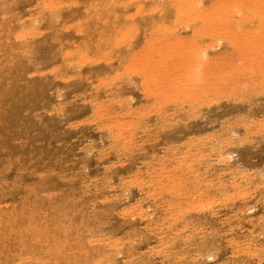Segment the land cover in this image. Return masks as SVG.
I'll return each mask as SVG.
<instances>
[{
    "label": "rangeland",
    "instance_id": "obj_1",
    "mask_svg": "<svg viewBox=\"0 0 264 264\" xmlns=\"http://www.w3.org/2000/svg\"><path fill=\"white\" fill-rule=\"evenodd\" d=\"M49 1L50 5H47ZM58 1L0 0V18L3 19H0V23L2 22L0 24V264H264V33H262L264 22L260 24L250 20L249 11L243 10L244 12L238 14L239 17L235 14L231 19L230 17L227 19L226 16L224 19L232 22L226 20L227 24L221 25L217 22L219 16L214 14L219 7L215 9L213 4L212 7L209 5L214 0H200L203 5L199 6H203L204 9L211 7L209 10H214L212 16L215 15L213 18L216 19L215 26H213L214 22L213 25H205L204 22L203 26H207L205 29H199V25L202 26L203 23L199 19L197 22L193 19L195 23L193 21L185 23L186 21L180 19L181 10L178 0H152L156 1L155 3L149 2L150 0L146 2L138 0V3L122 0L123 5H120L119 0ZM160 1L163 2L161 7ZM124 2L127 3L124 5ZM191 2L199 4V0H187V3ZM149 3L155 5L151 4V6ZM228 4L229 2L226 3L227 6L225 4L223 6L227 8ZM142 13L148 14L146 16ZM159 13H163L161 15L168 18L162 17ZM129 16L130 18H127ZM240 16L246 17L240 18ZM35 17L39 18L37 23ZM138 17L142 18L139 20ZM115 18L117 20H114ZM233 19L237 22L236 25ZM124 22L129 24L123 25ZM158 22L162 23L158 24ZM31 23L35 24L34 28L30 26ZM146 24L147 26L144 27ZM234 26H238L239 29ZM152 27L153 30L156 27L157 32L151 30ZM129 30L131 32H128ZM221 30L228 33H222ZM23 31L25 37L22 35ZM127 33L129 37L127 35L123 39L125 37L123 34ZM158 33L159 37L156 36ZM162 33L163 35H160ZM242 33H245L244 36L240 35ZM114 35L116 37H113ZM236 35L239 37L237 38ZM16 36H19V39H16ZM161 36H165V40L169 42L164 43ZM253 36L260 37L256 39ZM240 37H244L242 39L244 42L240 41ZM119 38L123 39L120 45L125 50L124 48L120 50L122 48L119 44L118 47L115 46ZM246 39H251V42ZM100 41L101 43H97ZM144 45L147 49L151 46L150 50L145 49L146 47L143 50L141 46ZM156 47L160 50L157 51ZM166 48H169L168 51ZM110 49L112 53L109 52ZM197 50L201 51L202 55H199ZM103 52L107 56L104 54V57ZM85 53H87L85 57L99 56L100 59L89 58L91 62H86L85 57V60H82ZM150 53L154 57L150 56ZM196 53L199 55L198 58ZM82 54L84 55L80 58ZM65 56L66 58L69 56L67 59L69 62H66ZM201 56L204 59L202 58L203 60L198 64L197 59H201ZM130 57L132 62L135 60L133 64ZM76 59L79 62H75ZM123 59L125 60L122 64ZM153 59L162 63L167 60V65L161 62L152 63ZM213 60L214 65L217 63L215 66L209 63ZM63 61L66 62L65 65ZM84 61L87 66L84 65ZM92 61L100 63L94 62L91 65ZM117 62H121V65ZM67 63H70L69 66L66 65ZM193 64L194 66H191ZM109 65H112V68ZM178 65L179 70H182L180 72L176 71ZM197 65H200V70ZM210 65L214 68L209 67ZM222 65H226L224 70H221V67H224ZM253 65L256 67L254 68ZM124 66L126 69H123ZM147 71H153L150 74L155 73L153 76H156L157 81ZM192 73L199 78L195 75L193 77ZM164 75L166 77H163ZM187 76L189 78H186ZM190 77H192L191 81H189ZM152 79L155 82H159L160 79V82L157 84ZM185 81L192 82L191 86ZM169 82H172L173 86ZM201 82L204 89L199 84ZM224 83L228 86L226 87ZM170 86L173 87L172 90L179 88L172 92L169 90ZM221 86L223 88H220ZM165 88L169 92L164 93ZM174 93L179 97H175ZM204 95L208 98L206 99ZM182 98L184 102H181ZM100 103H103L104 107ZM93 116L98 118L94 119ZM188 164L190 165L187 166ZM164 181L167 183L165 184ZM186 217L188 220H185Z\"/></svg>",
    "mask_w": 264,
    "mask_h": 264
},
{
    "label": "bare ground",
    "instance_id": "obj_2",
    "mask_svg": "<svg viewBox=\"0 0 264 264\" xmlns=\"http://www.w3.org/2000/svg\"><path fill=\"white\" fill-rule=\"evenodd\" d=\"M2 1H3V0H2ZM6 1H7V0H6ZM42 1H43V0H42ZM56 1H58V0H56ZM64 1H65V0H64ZM76 1H77V0H76ZM124 1H125V0H124ZM136 1H137V3H138V0H132V2H136ZM143 1H144V0H142V2H143ZM151 1H152V0H150L149 2H151ZM156 1H157V0H156ZM156 1H155V2H156ZM171 1H174V0H171ZM175 1H176V0H175ZM178 1H179V3H180V10H181V13L179 12V13L181 14V18H180V19H183V21H186L185 23H187V22H192L193 19H194V20L196 19V22H197V20L199 19V21H202V22H203V23H202V26L199 25V29H200V28H202V29H203V28H204V29L207 28V26H206V27L203 26V25H204V22H205V25H206V24L211 25V24L214 22V25H213V24H212V25L215 26L216 19L214 20L215 17L213 18V16H215L216 14H217V16H219V17H218L219 21H217V22H220L219 24L223 25V23L225 24L227 21L232 22V20H227V19H229V17H230V19H231V16H232V15H235V14H236V16H237L238 14L240 15V12H242L243 10H247V11H249L248 14L250 15V16H249V17H250V20H253V21H255V22H260V24H261V22H264V0H251V1H250V0H223V1H222V0H214L213 3H210L209 5L211 6V5L213 4V6H215V9H217V7H219V8L215 11V13L213 12L214 10H213V11H211L212 9L209 10L212 6H211L210 8H209V6H208L209 9H204V8H202L203 6L200 7V6H199L200 4L203 5V4L201 3L202 0H201V1L199 0V4H198V3H195V2H191L192 4H191V3L189 4V3H187V0H178ZM193 1H194V0H193ZM58 2H59V1H58ZM62 2H63V1H62ZM65 2H66V1H65ZM67 2H68V0H67ZM69 2H70V1H69ZM71 2H72V1H71ZM119 2H120V5H121V4L123 5L122 0H119ZM127 2L129 3V1H127ZM127 2H126V3H127ZM132 2H130V3H132ZM140 2H141V1H140ZM145 2H146V0H145ZM152 2H154V1H152ZM155 2H154V3H155ZM222 2H226V3L229 2V4H228V7H229V8H228V7L226 8V6H227L226 3H223V4H222ZM8 3H9V2H8ZM16 3H17V2H16ZM44 3H45V2H44ZM44 3H43V4H44ZM55 3H56V2H55ZM72 3H73V2H72ZM72 3H71V4H72ZM112 3H113V2H112ZM126 3L124 2V5H125ZM159 3H160L159 5H160V7H161V5H162L163 2L161 3V1H160ZM204 3H205V2H204ZM46 4H47V5H48V4L50 5V1H49V3H46ZM52 4H53V3H52ZM59 4L61 5V1H60ZM62 4H64V3H62ZM68 4H69V3H68ZM84 4H85V3H84ZM116 4H117V3H116ZM151 4H152V3H151ZM151 4L149 3V5H151ZM173 4H174V3H173ZM224 4H225L226 6H223ZM47 5H46V6H47ZM53 5H54V4H53ZM65 5H66V6H69V5H67L66 3H65ZM136 5H137V4H136ZM152 5H155V4H152ZM152 5H151V6H152ZM171 5H172V4H171ZM171 5H170V6H171ZM174 5H175V4H174ZM174 5H172V6H174ZM81 6L83 7V5H81ZM116 6H117V5H116ZM118 6H119V5H118ZM144 6H146V5H144ZM151 6H150V7H151ZM176 6L178 7L179 4H177ZM6 7H7V6H6ZM8 7H9V6H8ZM14 7H15V6H14ZM16 7H17V6H16ZM39 7H40V6H39ZM42 7H43V6H42ZM146 7H147V6H146ZM146 7H145V8H146ZM150 7H149V8H150ZM166 7H167V6H166ZM166 7H164V9H165ZM177 7H176V8H177ZM204 7H205V6H204ZM206 7H207V6H206ZM223 7H225V8L223 9ZM37 8H38V7H37ZM45 8H46V7H45ZM47 8L49 9V7H47ZM50 8H52V7H50ZM78 8H79V7H78ZM80 8H81V7H80ZM134 8H135V7H134ZM152 8H153V7H152ZM154 8H155V7H154ZM167 8H168V7H167ZM75 9H77V6H76ZM92 9H93V8H92ZM103 9L105 10V8H103ZM140 9H141V8H140ZM140 9H138V10H140ZM155 9H157V8H155ZM155 9H154V10H155ZM158 9H160V8H158ZM164 9H163V10H164ZM16 10H17V9H16ZM34 10H35V9H34ZM45 10H46V9H45ZM49 10H50V9H49ZM51 10H52V9H51ZM57 10H58V9H57ZM65 10H66V9H65ZM133 10H134V9H133ZM136 10H137V9H136ZM149 10H150V9H149ZM19 11H20V10H19ZM28 11H29V10H28ZM30 11H31V10H30ZM32 11H33V10H32ZM52 11H53V10H52ZM52 11H51V12H52ZM58 11H59V10H58ZM70 11H71V10H70ZM78 11H79V10H78ZM129 11H130V10H129ZM131 11H132V10H131ZM155 11H156V10H155ZM157 11H158V10H157ZM164 11H165V10H164ZM166 11H167V10H166ZM170 11H171V10H170ZM170 11H168V12L170 13ZM176 11H177V10H176ZM262 11H263V12H262ZM21 12H22V10H21ZM45 12H47V11H45ZM51 12H50V13H51ZM65 12H66V11H65ZM72 12H73V11H72ZM72 12H71V13H72ZM132 12H133V11H132ZM151 12H152V10H151ZM168 12H167V15H168ZM233 12H234V14H232ZM243 12H244V11H243ZM15 13H16V12H15ZM19 13H20V12H19ZM22 13H24V12H22ZM22 13H21V15H22ZM32 13H33V12H32ZM74 13H75V12H74ZM76 13H77V10H76ZM81 13H82V12H81ZM83 13H84V12H83ZM118 13H119V12H118ZM140 13H141V12H140ZM148 13H149V12H148ZM148 13H142V15L146 14V16H147ZM152 13H153V12H152ZM163 13H164V12H163ZM163 13H159V14L161 15V14H163ZM213 13H214L215 15L212 16ZM11 14H12V13H11ZM33 14H34V13H33ZM63 14H65V13H62V15H63ZM78 14H79V13H78ZM113 14H114V13H113ZM115 14H116V13H115ZM138 14H139V13H138ZM154 14H155V13H154ZM229 14H231V15L229 16ZM21 15H20V17H21ZM24 15H25V13H24ZM38 15H39V14H38ZM38 15H37V16H38ZM47 15H49V14H47ZM96 15H97V14H96ZM116 15H118V14H116ZM139 15H141V14H139ZM155 15H157V14H155ZM169 15H170V14H169ZM239 15H238V17H239ZM241 15H242V13H241ZM243 15H245V14H243ZM246 15H247V14H246ZM32 16H33V15H32ZM32 16H31V17H32ZM34 16H35V15H34ZM37 16H36V17H37ZM130 16H131V15H130ZM130 16L127 17V18H130ZM134 16H135V15H134ZM137 16H138V15H137ZM149 16H150V15H148V17H149ZM161 16H162V17H165V16H163V15H161ZM178 16H179V14H178ZM226 16H227V17H226ZM5 17H7V16H5ZM31 17H29V18L31 19ZM36 17H35V23L38 22L37 20H39L40 16H39V18H37V19H36ZM65 17H66V16H65ZM72 17H74V16H72ZM72 17H71V18H72ZM113 17H114V16H113ZM113 17H112V18H113ZM123 17H124V16H123ZM151 17H152V14H151ZM151 17H149V19H150ZM153 17H154V16H153ZM225 17H226L227 19H224ZM243 17H244V16H243ZM243 17L240 16V18H243ZM245 17H246V16H245ZM245 17H244V18H245ZM2 18H3V17H2ZM8 18H9V17H8ZM41 18H42V17H41ZM47 18H48V17H47ZM63 18H64V17H63ZM69 18H70V17H69ZM131 18H132V16H131ZM138 18H139V17H138ZM141 18H142V17H141ZM141 18H139V20H140ZM165 18H168V17H165ZM232 18H233V17H232ZM0 19H1V18H0ZM25 19H26V18H25ZM30 19H29V20H30ZM44 19H45V18H44ZM49 19H50V18H49ZM78 19H79V18H78ZM121 19H123V18H121ZM133 19H134V18H133ZM156 19H157V18H156ZM248 19H249V18H248ZM248 19H247V20H248ZM1 20H3V19H1ZM6 20H7V19H6ZM54 20H55V19H54ZM114 20H117V19L115 18ZM135 20H136V18H135ZM135 20H134V21H135ZM152 20H153V19H152ZM154 20H155V19H154ZM158 20H159V18H158ZM213 20H214V21H213ZM226 20H227V21H226ZM245 20H246V19H245ZM49 21H50V20H49ZM55 21H56V20H55ZM55 21H53V22L55 23ZM66 21H67V19H66ZM83 21H84V20H83ZM121 21H122V20H121ZM123 21H124V20H123ZM127 21H128V19H127ZM143 21H144V20L142 19V22H143ZM150 21H151V20H150ZM150 21H148V22H150ZM159 21H160V20H159ZM180 21H181V20H180ZM233 21H235V20L233 19ZM253 21H252V22H253ZM5 22H6V21H5ZM7 22H8V20H7ZM12 22H13V21H11V24L13 25ZM20 22H21V20H20ZM32 22H33V21H32ZM51 22H52V20H51ZM130 22H131V21H130ZM135 22H138V21H135ZM148 22H146V23H148ZM151 22H154V21H151ZM151 22H150V23H151ZM156 22H157V21H156ZM162 22H163V20H162ZM162 22H158V24H159V23H162ZM193 22H194V21H193ZM206 22H207V23H206ZM230 22H229V23H230ZM246 22H247V21H246ZM1 23H2V22H1ZM1 23H0V24H1ZM3 23H4V22H3ZM17 23H18V22H17ZM17 23H16V24H17ZM26 23H28V22H26ZM26 23H25V25H26ZM59 23H60V22H59ZM79 23H80V20H79ZM79 23H78V24H79ZM185 23L183 22V24H185ZM194 23H195V22H194ZM194 23H193V24H194ZM234 23H235V25H236L237 22L235 21ZM244 23H245V22H244ZM7 24H8V23H7ZM41 24H42V23H41ZM60 24H61V23H60ZM126 24H129V23H126ZM126 24H125V22H124L123 25H126ZM142 24H143V23H142ZM142 24H141V25H142ZM188 24L191 25V23H188ZM197 24H198V23H197ZM226 24H227V23H226ZM250 24H251V23H250ZM252 24H255V23H252ZM257 24H259V23H257ZM8 25H10V24H8ZM8 25H7V26L5 25V26L8 27ZM25 25H24V26H25ZM27 25L29 26V24H27ZM34 25H35V24H34ZM34 25H33L32 23L30 24L31 27H33ZM55 25H56V24H55ZM64 25H65V24H64ZM73 25H74V24H73ZM131 25H132V24H131ZM195 25H196V24H195ZM221 25H220V28L222 27V29H223V26H221ZM262 25H264V24L262 23ZM10 26H11V25H10ZM10 26H9V27H10ZM17 26H18V24H17ZM58 26H60V25H58ZM58 26H57V27H58ZM71 26H72V25H71ZM118 26H119V25H118ZM145 26H147V24L144 25V27H145ZM175 26H176V25H175ZM200 26H201V27H200ZM217 26H218V23H217ZM226 26H227V28L229 27L228 25H226ZM226 26H224V27L226 28ZM232 26H233V24H232ZM239 26H240V25H239ZM46 27H47V26H46ZM67 27H70V26H67ZM79 27H80V26H79ZM79 27H78V29H79ZM129 27H130V26H129ZM140 27H141V26H140ZM148 27H150V26H148ZM208 27H209V26H208ZM210 27H211V26H210ZM234 27H237V28H238V26H234ZM234 27H233V28H234ZM252 27H253V26H252ZM263 27H264V26H263ZM263 27H262V28H263ZM21 28H22V27H21ZM33 28H34V27H33ZM134 28H135V27H134ZM142 28H143V26H142ZM159 28H160V27H159ZM227 28H226V30H227ZM260 28H261V27H260ZM4 29H5V28H4ZM7 29H8V28H7ZM16 29H17V28H16ZM28 29H29V28H28ZM47 29H48V28H47ZM78 29H77V30H78ZM115 29H116V28H115ZM115 29H114V30H115ZM153 29H154V28L152 27L151 30H153ZM170 29H171V28H170ZM176 29H177V27H176ZM199 29H198V30H199ZM202 29H201V30H202ZM218 29H219V27H218ZM238 29H239V28H238ZM246 29H247V28H246ZM263 29H264V28H263ZM10 30L14 31L15 29H10ZM19 30H20V28H19ZM29 30L32 31L31 28H30ZM29 30H27V31H29ZM36 30H38V29L36 28ZM36 30H35V32H37ZM59 30H60V29H59ZM62 30H63V29H62ZM65 30H66V29H65ZM125 30H126V29H125ZM125 30H124V31H125ZM130 30H131V29H130ZM130 30H129L128 32H131V31L134 30V29H132L131 31H130ZM140 30H141V29H140ZM157 30H158V29H157ZM161 30H162V29H161ZM174 30H175V29L173 28L172 31H174ZM187 30H188V29H187ZM194 30H195V29H194ZM206 30H207V29H206ZM229 30H231L230 27H229ZM229 30H228V31H229ZM242 30H243V29H242ZM256 30H257V29H256ZM24 31H25V30H24ZM24 31H23V34H22V35H24V33H25ZM27 31H26V33H27ZM153 31L157 32V31H156V27H155V30H153ZM199 31H200V30H199ZM199 31H198V32H199ZM203 31H205V30H203ZM208 31H209V30H208ZM215 31H216V30H215ZM221 31H223V30H221ZM247 31H248V30H247ZM39 32L41 33V31H39ZM50 32H51V31H50ZM134 32H135V31H134ZM141 32H142V31H141ZM160 32H163V31H160ZM200 32H202V31H200ZM200 32H199V33H200ZM212 32H213V31H212ZM212 32H210V33L212 34ZM216 32H217V31H216ZM219 32H220V29H219ZM219 32H218V33H219ZM224 32H225V30H224L222 33H224ZM229 32H232V31H229ZM238 32H239V31H238ZM79 33H80V30H79ZM112 33H113V32H112ZM116 33H118V31H117ZM119 33H120V32H119ZM132 33H133V32H132ZM132 33H131V34H132ZM163 33H164V32H163ZM163 33L160 34V35H163ZM218 33H217V34H218ZM225 33H228V32H225ZM239 33H240V32H239ZM239 33H237V34H239ZM249 33L251 34V32H249ZM253 33H254V32H252V34H253ZM255 33H256V32H255ZM257 33H258V32H257ZM262 33H264V31H263ZM33 34H34V33H33ZM37 34H38V32H37ZM63 34H64V33H63ZM65 34H66V33H65ZM80 34H81V33H80ZM131 34H130V35H131ZM193 34H194V33H193ZM196 34H197V33H196ZM202 34H204V32H202ZM213 34H215V33H213ZM219 34H220V33H219ZM229 34H231V33H229ZM229 34H228V35H229ZM233 34H234V31H233ZM244 34H245V33H244ZM244 34L242 33V34H240V35H241V36H242V35L244 36ZM259 34H260V33H259ZM25 35H26V34H25ZM25 35H24V37H25ZM34 35H35V34H34ZM34 35H33V37H34ZM39 35H40V34H39ZM117 35H118V34H117ZM124 35H125L124 38H123L122 35H121V37H122L123 39H125L127 35H128V37H129V34H128V33H127V34H123V36H124ZM134 35H135V34H134ZM154 35H155V34H154ZM176 35H177V34H176ZM178 35H179V34H178ZM223 35H224V34H223ZM228 35H227V36H228ZM231 35H232V34H231ZM257 35H258V34H257ZM28 36H29V34H28ZM28 36H27V38H29ZM30 36H31V34H30ZM71 36H72V34H71ZM104 36H105V35H104ZM104 36H103V37H104ZM106 36H107V35H106ZM108 36H109V35H108ZM145 36H146V35H145ZM152 36H153V35H152ZM156 36L159 37V33H158V35H156ZM224 36H225V38H226V35H224ZM229 36H230V35H229ZM232 36H233V35H232ZM246 36H248V35H246ZM16 37H17V36H16ZM18 37H19V36H18ZM18 37H17L16 39H19ZM24 37H23V38H24ZM64 37H65V36H64ZM64 37H63V38H64ZM73 37H74V36H73ZM80 37H82V36H80ZM110 37H111V36H110ZM110 37H109V39H110ZM113 37H116V36L114 35ZM121 37H120V38H121ZM134 37H135V36H134ZM134 37H133V38H134ZM161 37L164 39V43L169 42V41H166V40H165V38H164L165 36H161ZM193 37H194V36H193ZM199 37H200V36H199ZM199 37H197V38H199ZM202 37H203V36H202ZM233 37H235V35H234ZM236 37H237V35H236ZM238 37H239V36H238ZM238 37H237V38H238ZM248 37H249V36H248ZM253 37L257 39V38L260 37V36H258V37L253 36ZM253 37H252V39H254ZM263 37H264V36H263ZM31 38H32V37H31ZM68 38H69V37H68ZM68 38H67V39H68ZM87 38H88V37H87ZM89 38H90V37H89ZM120 38H119V39H120ZM20 39H22V38H21V35H20ZM42 39H43V37H42ZM74 39H76V37H74ZM98 39H99V38H98ZM114 39H116V38H114ZM114 39H113V40H114ZM119 39H118V40H119ZM123 39H122V40H123ZM129 39H130V38H129ZM150 39H151V37H150ZM190 39H192V38H190ZM193 39H194V38H193ZM195 39H196V38H195ZM240 39H241L240 41H242V39H244V37H240ZM256 39H255V40H256ZM260 39H261V38H260ZM40 40H41V39H40ZM89 40H90V39H89ZM96 40H97V39H96ZM122 40L120 39L119 41H117V43H116L115 46L118 47L117 44H119V46H121V48H122V45H120V44H121L120 41H122ZM246 40H247V39H246ZM246 40H245V41H246ZM248 40H249V42H251V41H250L251 39H248ZM248 40H247V41H248ZM262 40H263V39H262ZM22 41H23V40H22ZM22 41H21V42H22ZM66 41H67V40H66ZM86 41H87V40H86ZM102 41H103V40H102ZM126 41H127V40H126ZM211 41H212V40H211ZM225 41H226V40H225ZM235 41H236V40H235V38H234V42H235ZM257 41H258V40H257ZM257 41H256V42H257ZM38 42H39V41H38ZM40 42H41V41H40ZM40 42H39V43H40ZM93 42H94V41H93ZM122 42H123V41H122ZM127 42H128V41H127ZM127 42H125V43H127ZM149 42H150V41H149ZM152 42H153V41H152ZM162 42H163V40H161V43H162ZM237 42H238V41H237ZM242 42H244V40H243ZM254 42H255V41H254ZM254 42H252V43H254ZM259 42H260V41H259ZM262 42H263V41H262ZM42 43H43V42H42ZM72 43H73V42H72ZM97 43H101V41H100V42H97ZM106 43H108V42L106 41ZM125 43H122V44H125ZM203 43H204V42H203ZM245 43H246V42H245ZM245 43H244V44H245ZM247 43H248V42H247ZM252 43H251V44H252ZM103 44H105V42H104ZM128 44H129V43H128ZM141 44H142V43H141ZM151 44H152V43H151ZM198 44H199V43H198ZM200 44H201V43H200ZM211 44H212V43H211ZM224 44H225V43H224ZM241 44H242V43H241ZM251 44H249V45H251ZM33 45H34V44H33ZM68 45H69V44H68ZM84 45H85V44H84ZM125 45H126V44H125ZM196 45H197V44H196ZM216 45H217V44H216ZM227 45H228V44H227ZM40 46H41V45H40ZM45 46H46V45H45ZM45 46H44V47H45ZM91 46H92V45H91ZM98 46L100 47V45H98ZM98 46H97V47H98ZM106 46H107V45H106ZM153 46H154V45H153ZM162 46H163V45H162ZM166 46H167V45H166ZM168 46H170V45L168 44ZM174 46H175V45H174ZM247 46H248V45H247ZM252 46H254V45H252ZM262 46H263V43H262ZM84 47H85V46H84ZM88 47H89V46H88ZM110 47H111V46H110ZM130 47H131V46H130ZM141 47H143V50H144V47H146L145 49H147V46H146V45L141 46ZM150 47H151V46H148V49H149ZM198 47H200V46H198ZM22 48H23V47H22ZM86 48H87V47H86ZM123 48H124V47H123ZM123 48L120 49V50H123ZM126 48H127V47H126ZM164 48H165V47H164ZM164 48H163V49H164ZM195 48L197 49V47H195ZM215 48H216V47H215ZM20 49H21V48H20ZM75 49H76V48H75ZM77 49H78V48H77ZM83 49H84V48H83ZM96 49H97V48H95V50H96ZM116 49H117V48H116ZM128 49H129V48H128ZM148 49H147V50H148ZM155 49H157V51L160 50V49H158L157 47H156ZM167 49H169V48H166V50H167ZM172 49H173V48H172ZM196 49H195L194 51H196ZM225 49H226V48H225ZM225 49H224V50H225ZM231 49H232V48H231ZM263 49H264V48H263ZM81 50H82V49H81ZM89 50H90V49H89ZM100 50H102V48H101ZM100 50H99V52H100ZM118 50H119V48H118ZM120 50H119V52H120ZM124 50H125V48H124ZM137 50H139V49H137ZM149 50H150V49H149ZM198 50H200V48H198ZM198 50H197V51H198ZM203 50H204V49H203ZM210 50H211V48H210ZM212 50H213V49H212ZM233 50H234V49H233ZM69 51H70V50H69ZM108 51H109V50H107V52H108ZM167 51H168V50H167ZM181 51H183V50H181ZM205 51H206V50H205ZM73 52H74V50H73ZM73 52H72V53H73ZM75 52H76V51H75ZM78 52H79V51H78ZM78 52H76V53H78ZM92 52H93V50H92ZM109 52L112 53L111 49H110ZM114 52H115V51H114ZM114 52H113V53H114ZM145 52H146V50H145ZM149 52H150V51H149ZM164 52H165V49H164ZM192 52H193V49H192ZM199 52H201V51H198V54H199V55H202V52H201V53H199ZM219 52H220V51H219ZM229 52H230V51H229ZM64 53H66V52L64 51ZM67 53H68V52H67ZM156 53H157V52H156ZM156 53H154V54H156ZM175 53H176V52H175ZM180 53H182V52H180ZM230 53H231V52H230ZM238 53H239V52H238ZM69 54H71V53H69ZM69 54H67V55H69ZM73 54H74V53H73ZM104 54L106 55V53L103 52V56L105 57ZM119 54H120V56H121V53H119ZM122 54H125V53L122 52ZM138 54H139V53H138ZM141 54H144V53L141 52ZM176 54H177V53H176ZM194 54H195V53H194ZM198 54L196 53V55H198ZM203 54H204V53H203ZM223 54H224V53H223ZM67 55H66V56H67ZM83 55H84V54L80 55V58H82ZM86 55H87V53H85V55L83 56L82 60H85L84 57H85ZM88 55H89V54H88ZM94 55H95V54H94ZM101 55H102V54H101ZM117 55H118V54H117ZM125 55H126V54H125ZM162 55H163V54H162ZM181 55H183V54H181ZM199 55L197 56V58L199 57ZM204 55H205V54H204ZM218 55H219V54H218ZM221 55H222V54H221ZM66 56H65L64 59H66V62H67V61L69 62V60H67V59H68V57H69L70 55H69L67 58H66ZM71 56H72V55H71ZM71 56H70V57H71ZM106 56H107V55H106ZM122 56H123V55H122ZM126 56H127V55H126ZM138 56H139V55H138ZM146 56H147V55H146ZM150 56H152L151 53H150ZM173 56H174V55H173ZM183 56H184V55H183ZM229 56H230V55H229ZM237 56H238V55H237ZM244 56H246V55H244ZM22 57H23V56H22ZM62 57H64V56H62ZM75 57H76V56H75ZM96 57H97V58H92V57H91V58H92V59H91L90 56H89V58H90L91 60H93V59H98V60H99V59H100L99 56H96ZM123 57H124V56H123ZM123 57H122V58H123ZM152 57H154V55H153ZM156 57H158V55H157ZM163 57H164V56H163ZM167 57H169L168 54H167ZM167 57H166V58H167ZM191 57H192V56H191ZM195 57H196V56H195ZM204 57H205V56H204ZM207 57H208V55H207ZM218 57H219V56H218ZM248 57H249V56H248ZM250 57H251V56H250ZM36 58H37V57H36ZM85 58H86V62L89 61V58H88V57H85ZM87 58H88V59H87ZM102 58H103V57H102ZM120 58H121V57H120ZM126 58H127V57H126ZM134 58H135V57H133V59H134ZM138 58H139V57H138ZM138 58H137V59H138ZM147 58H151V57H147ZM160 58H161V56H160ZM170 58H172V57L170 56ZM193 58H194V55H193ZM200 58H201V59H197L198 64H199V61H201V60L204 59L203 56H201ZM202 58H203V59H202ZM212 58H213V57H212ZM212 58H211V59H212ZM244 58H245V57H244ZM43 59H45V58H43ZM46 59H47V58H46ZM77 59L79 60V58H77ZM77 59L74 60V61H75V62L78 61ZM106 59H107V58H106ZM114 59H115V58H114ZM135 59H136V58H135ZM157 59H158V60H161V59H159V58H157ZM162 59H163V58H162ZM191 59H192V58H191ZM240 59H241V58H240ZM98 60H97V61H98ZM101 60H102V59H101ZM101 60H100V61H101ZM104 60H105V58H104ZM104 60H103V61H104ZM120 60H121V59H120ZM124 60H125V59H123V60L121 61L122 64H123ZM130 60H131V57H130ZM151 60H152V59H151ZM151 60H150V62H151ZM155 60H156V58H155ZM164 60H165V58H164ZM174 60L176 61L177 59H174ZM215 60H216V57H215ZM251 60H252V59H251ZM95 61H96V60H95ZM95 61H92V63H90V64L93 65V63H94ZM103 61H102V62H103ZM108 61H109V60H108ZM111 61H113V60H111ZM118 61H119V60H118ZM134 61H135V60H133V62H134ZM137 61H138V60H137ZM142 61H143V60H142ZM162 61H163V60H162ZM188 61H189V59H188ZM193 61H194V60H193ZM207 61H208V60H207ZM210 61H211V60H210ZM210 61H209V63H213V62H214V60H213L212 62H210ZM253 61H254V60H253ZM260 61H261V60H260ZM21 62H22V61H21ZM66 62H65V63H66ZM75 62H74V63H75ZM78 62H79V61H78ZM82 62H83V61H82ZM89 62H91V61H89ZM89 62H88V63H89ZM102 62H101V63H102ZM105 62H107V60H106ZM113 62H114V61H113ZM121 62H120V63L117 62L118 65H121ZM131 62H132V60H131ZM133 62H132V64H133ZM138 62H139V61H138ZM154 62H156V61H154V59H153L152 63H154ZM160 62H161V61H160ZM160 62L157 61L156 63L158 64V63H160ZM166 62H167V60H166ZM166 62H163V63L166 64ZM172 62L174 63V61H172ZM205 62H206V61H205ZM215 62H216V61H215ZM245 62H246V61H245ZM256 62H257V61H256ZM63 63H64V61H63ZM65 63H64V65H65ZM70 63H72V62H70ZM70 63H67L66 65H68V64H70ZM84 63H85V61H84ZM95 63H96V62H95ZM97 63H100V62H97ZM97 63H96V64H97ZM128 63H129V62H128ZM128 63H127V64H128ZM146 63H147V62H146ZM161 63H162V62H161ZM163 63H162V64H163ZM201 63H203V62H201ZM209 63H208V64H209ZM218 63H219V62H218ZM16 64H17V63H16ZM104 64H105V63H104ZM135 64H137V63H135ZM142 64H144V63H142ZM148 64H149V63H148ZM175 64H176V62H175ZM180 64H181V65H180ZM180 64H179V65L182 67V62H181ZM183 64H184V63H183ZM203 64H204V63H203ZM216 64H217V63H215V65H216ZM219 64H220V63H219ZM221 64H223V63H221ZM256 64H257V63H256ZM18 65H19V64H18ZM59 65H60V64H59ZM72 65H73V64H72ZM75 65H76V64H75ZM75 65H74V66H75ZM84 65L87 66L86 63H85ZM88 65H89V64H88ZM98 65H99V64H98ZM98 65H97V66H98ZM107 65H108V64H107ZM140 65H141V64H140ZM149 65H150V64H149ZM166 65H167V64H166ZM179 65H178V69H176V71L179 70ZM200 65H201V64H200ZM200 65H199V66L197 65V66H198V70L201 69V68H200ZM211 65H212V64H211ZM211 65H210L209 67H212ZM215 65H214V63H213V66H215ZM263 65H264V64H263ZM19 66H20V65H19ZM19 66H18V67H19ZM68 66H69V65H68ZM70 66H71V65H70ZM77 66H78V65H77ZM89 66H90V65H89ZM100 66H101V65H100ZM105 66H106V65H105ZM109 66H110V65H109ZM111 66H112V65H111ZM111 66H110V68H112ZM114 66H115V65H114ZM126 66H127V65H126ZM126 66H124L125 68H123V69H126ZM130 66H132L131 63H130ZM130 66H128V67H130ZM137 66H138V65H137ZM150 66H151V65H150ZM162 66H163V65H162ZM168 66H169V64H168ZM174 66L176 67L177 65H174ZM174 66H172V67L175 68ZM189 66H190V65H189ZM191 66H194V64L191 65ZM197 66H196V67H197ZM201 66H202V65H201ZM222 66H224V65H222ZM254 66H255V65H253V67H254ZM16 67H17V66H16ZM102 67H104V66H102ZM115 67H116V66H115ZM142 67H143V66H142ZM144 67H145V65H144ZM155 67H156V65H155ZM164 67H165V66H164ZM166 67H167V66H166ZM203 67H204V66H203ZM225 67H226V65H225L223 68L221 67V70H222V69L224 70ZM255 67H256V66H255ZM255 67H254V68H255ZM54 68H55V67H54ZM56 68H57V67H56ZM56 68H55V69H56ZM72 68H73V67H72ZM104 68L106 69V67H104ZM104 68H103V69H104ZM131 68H132V67H131ZM135 68H136V67H135ZM137 68H138V67H137ZM140 68H141V67H140ZM147 68H149V66H147ZM160 68H161V67H160ZM160 68H159V71H161V69H162V68H161V69H160ZM188 68H189V67H188ZM199 68H200V69H199ZM204 68H205V67H204ZM207 68H208V66H207ZM213 68H214V67H212V69H213ZM215 68H216V67H215ZM217 68H219V67H217ZM227 68H228V67H227ZM254 68H253V70H254ZM258 68H259V67H258ZM261 68H262V67H261ZM261 68H260V69H261ZM51 69H52V68H51ZM99 69H100V68H99ZM113 69H114V67H113ZM117 69H118V68H117ZM138 69H139V68H138ZM144 69H146V67H145ZM151 69H152V68H151ZM151 69H150V70H151ZM170 69H171V68H170ZM185 69H186V68H185ZM192 69H193V68H192ZM209 69H211V68H209ZM212 69H211V70H212ZM219 69H220V68H219ZM228 69H229V68H228ZM238 69H239V68H238ZM111 70H112V69H111ZM150 70H149V71H150ZM154 70H155V68H154ZM163 70L165 71V68H164ZM163 70H162V73L164 72ZM180 70H181V69H180ZM180 70H179V72H180ZM183 70H184V69H183ZM194 70H195V69H194ZM196 70H197V68H196ZM196 70H195V71H196ZM251 70H252V69H251ZM27 71H28V70H27ZM76 71H77V69H76ZM109 71H110V70H109ZM125 71H126V70H125ZM135 71H136V69H135ZM135 71H134V72H135ZM139 71H140V70H139ZM149 71H147V73H149V74L153 72V71H152V72H149ZM157 71H158V70H157ZM157 71H156V72H157ZM171 71H173V69H172ZM181 71H182V70H181ZM233 71H235V70H233ZM233 71H232V72H233ZM249 71H250V70H249ZM256 71H257V70H256ZM260 71H261V70H260ZM45 72H46V71H45ZM49 72H50V74H51V70H49ZM120 72H121V71H120ZM141 72H143V71H141ZM144 72L146 73V70H144ZM232 72H231V73H232ZM127 73H128V71H127ZM127 73H126V74H127ZM130 73H131V72H130ZM160 73H161V72H160ZM166 73H167V72H166ZM177 73H178V72H177ZM182 73H184V71L181 72V76H182ZM213 73H214V72H212V74H213ZM215 73H217V72H215ZM238 73H239V72H238ZM250 73H251V72H250ZM256 73H257V72H256ZM32 74H34V73H32ZM37 74H38V73H37ZM44 74H45V73H44ZM52 74H54V73H52ZM55 74H56V73H55ZM137 74H138V73H137ZM172 74H173V73H172ZM192 74H193V73H192ZM223 74H224V72H223ZM232 74H233V73H232ZM261 74H262V73H261ZM60 75H61V74H60ZM63 75H64V74H63ZM106 75H107V74H106ZM116 75H117V74H116ZM129 75H130V74H129ZM135 75H136V74H135ZM142 75H143V74H142ZM142 75H141V76H142ZM153 75H155V73H154V74H150L151 77H154ZM170 75H171V74H170ZM194 75H195V74H193V77H194ZM201 75H202V74H201ZM209 75H210V74H209ZM214 75H215V74H214ZM214 75H213V76H214ZM219 75H220V73H219ZM219 75H218V76H219ZM229 75H231V74H229ZM234 75H235V74H234ZM133 76H134V75H133ZM138 76H139V75H138ZM146 76H147V75H146ZM184 76H186V75H184ZM216 76H217V75H216ZM235 76H236V75H235ZM242 76H243V75H242ZM262 76H263V75H262ZM31 77H32V76H31ZM69 77H70V76H69ZM92 77H93V76H92ZM125 77H127V76H125ZM131 77H132V76H131ZM131 77H130V78H131ZM143 77H144V75H143ZM155 77H156V76H155ZM155 77H154V79H155ZM157 77L159 78V76H157ZM163 77H166V76L164 75ZM167 77H168V76H167ZM169 77H171V76H169ZM173 77H176V76H173ZM177 77L180 78V76H177ZM195 77H198V75H197V76L195 75ZM210 77H211V76H210ZM231 77H232V76H231ZM231 77H229V78H231ZM260 77H261V76H260ZM263 77H264V76H263ZM59 78H60V77H59ZM75 78H76V77H75ZM109 78H110V77H109ZM112 78H113V77H112ZM183 78H185V77H183ZM186 78H189V76H187ZM191 78H192V77H190L189 81H191ZM198 78H199V77H198ZM208 78H209V77H208ZM213 78H214V77H213ZM219 78H220V77H219ZM120 79H121V78H120ZM148 79H149V76H148ZM150 79H151V78H150ZM156 79H157V78H156ZM156 79H155V80H156ZM180 79H181V78H180ZM205 79H206V77H205ZM243 79H244V78H243ZM66 80H68V79H66ZM101 80H104V79H101ZM127 80H128V79H127ZM152 80H153V79H152ZM155 80H153V81L155 82ZM164 80H165V79H164ZM172 80H174V79H172ZM172 80H171V81H172ZM175 80H176V79H175ZM177 80H178V79H177ZM209 80H210V79H209ZM215 80H216V79H215ZM224 80H225V79H224ZM244 80H245V79H244ZM108 81H109V80H108ZM145 81H146V83H147V79H146ZM149 81H150V82H153V81H151V80H149ZM156 81H157V80H156ZM162 81H163V80H162ZM162 81H161V82H162ZM189 81H187V82L185 81V82L188 83ZM211 81H212V80H211ZM232 81H233V80H232ZM246 81H247V80H246ZM250 81H251V80H250ZM260 81H261V80H260ZM102 82H103V81H102ZM110 82H112V81H110ZM128 82H130V81H128ZM159 82H160V79H159ZM159 82H155V83L158 84ZM172 82H173V81H172ZM172 82H169V84H171ZM175 82H176V81H175ZM178 82H179V81H178ZM178 82H176V83H178ZM180 82H181V81H180ZM182 82H183V81H182ZM209 82H210V81H209ZM214 82H215V81H214ZM222 82H223V81H222ZM226 82H227V81H226ZM230 82H231V80H230ZM236 82H237V81H236ZM236 82H235V84H236ZM244 82H245V81H244ZM253 82H254V81H253ZM5 83H6V82H5ZM137 83H138V82H137ZM176 83H175V84H176ZM186 83H185V84H186ZM189 83H190V82H189ZM191 83H192V82H191ZM191 83H190V86H191ZM194 83H195V81H194ZM194 83H193V84H194ZM204 83H205V81H204ZM210 83H211V82H210ZM212 83H213V82H212ZM238 83H239V82H238ZM245 83H246V82H245ZM245 83H244V84H245ZM147 84H148V83H147ZM161 84H162V83H161ZM161 84H160V85H161ZM165 84H166V83H165ZM169 84H168V85H169ZM173 84H174V82H173ZM196 84H197V82H196ZM199 84L201 85L202 82L199 83ZM218 84H220V83L218 82ZM224 84H225V83H224ZM235 84H234V85H235ZM246 84H247V83H246ZM251 84H252V83H251ZM3 85H4V83H3ZM103 85H104V84H103ZM103 85H102V86H103ZM160 85H159V86H160ZM162 85H163V84H162ZM171 85H172V84H171ZM187 85H188V84H187ZM209 85H210V84H209ZM213 85H216V84H213ZM225 85H226V84H225ZM237 85H238V84H237ZM237 85H236V86H237ZM98 86H99V85H98ZM163 86H165V85H163ZM172 86H173V85H172ZM193 86H194V85H193ZM207 86H208V85H207ZM217 86H218V85H217ZM219 86H220V85H219ZM219 86H218V87H219ZM227 86H228V85H226V87H227ZM232 86H233V85H232ZM243 86H244V85H243ZM259 86H260V85H259ZM130 87H131V86H130ZM182 87H183V86H182ZM184 87H186V86H184ZM184 87H183V88H184ZM197 87H198V86H197ZM199 87H200V86H199ZM205 87H206V83H205ZM208 87H209V86H208ZM213 87H214V86H213ZM213 87H212L211 89H213ZM215 87H216V86H215ZM224 87H225V86H224ZM234 87H235V86H234ZM234 87H232V88H234ZM241 87H242V85H241ZM247 87H248V86H247ZM144 88H145V86H144ZM157 88H158V87H157ZM160 88H161V86H160ZM170 88H171V86H170ZM177 88H179V87H176L174 90L176 91ZM183 88H182V90H183ZM195 88H196V87H194V89H195ZM201 88H202V85H201ZM220 88H223V87L221 86ZM232 88H231V89H232ZM244 88H245V87H244ZM133 89H134V88H133ZM165 89H166V88H165ZM165 89H164V91H163L164 93H165V92H166V93L169 92V91H167V89H166V90H165ZM172 89H173V87H172L171 89H169V90H172ZM189 89H191V87H190ZM194 89H193V90H194ZM202 89H204V88H202ZM208 89H209V88H208ZM215 89H216V88H215ZM263 89H264V87H263ZM134 90H135V89H134ZM137 90H138V89H137ZM150 90H151V89H150ZM158 90H159V89H158ZM162 90H163V88H162ZM174 90H172V92H174ZM182 90H181V92H182ZM224 90H225V89H224ZM224 90H223V91H224ZM227 90H228V89H227ZM233 90H234V89H233ZM249 90H251V89H249ZM255 90H256V89H255ZM258 90H259V89H258ZM152 91H153V90H152ZM160 91H161V89H160ZM160 91L158 92V94L160 93ZM186 91H187V90H186ZM197 91H198V89H197ZM213 91H214V90H213ZM215 91H216V90H215ZM228 91H229V90H228ZM228 91H227V92H228ZM235 91H236V90H235ZM241 91H242V90H241ZM263 91H264V90H263ZM59 92H60V91H59ZM179 92H180V91H179ZM205 92H206V90H205ZM205 92H203V93H205ZM216 92H217V91H216ZM216 92H215V93H216ZM236 92H237V91H236ZM248 92H249V91H248ZM251 92H253V91H251ZM251 92H250V93H251ZM150 93H151V92H150ZM152 93H153V92H152ZM164 93H162V94H164ZM176 93L179 94L178 92H176ZM176 93H174L175 97H179L178 95L176 96ZM212 93H213V92H212ZM219 93H220V92H219ZM223 93H224V92H223ZM231 93H232V92H231ZM246 93H247V92H246ZM253 93H254V92H253ZM255 93H256V91H255ZM158 94H157V95H158ZM184 94H185V93H184ZM205 94L207 95V93H205ZM208 94H211V93H208ZM226 94H227V93H226ZM147 95H148V94H147ZM174 95H172V96H174ZM182 95H183V93H182ZM206 95H204V96H206ZM218 95H219V94H218ZM218 95H217V96H218ZM224 95H225V93H224ZM73 96H74V95H73ZM166 96H168V95L166 94ZM170 96H171V94H170ZM184 96H185V95H184ZM204 96H203V97H204ZM209 96H210V95H209ZM211 96H212V94H211ZM217 96H216V97H217ZM237 96H238V95H237ZM258 96H260V95H258ZM154 97L156 98V96H154ZM161 97H162V96H161ZM190 97H191V95H190ZM194 97H195V96H194ZM198 97H199V96H198ZM212 97H213V96H212ZM241 97H242V96H241ZM241 97H239V98H241ZM251 97H252V96H251ZM147 98H148V97H147ZM165 98H166V97H165ZM205 98L207 99L208 96H206ZM233 98H234V97H233ZM244 98H245V95H244ZM256 98H257V97H256ZM117 99H118V98H117ZM133 99H134V98H133ZM180 99H181V98H180ZM183 99H184V98H182V100H183ZM188 99H189V96L187 95V100H188ZM192 99H193V98H192ZM194 99H195V98H194ZM226 99H227V98H226ZM226 99H225V100H226ZM257 99H258V98H257ZM164 100H166V99H164ZM174 100H175V99H174ZM174 100H173V101H174ZM196 100H197V99H196ZM211 100H213V99H211ZM218 100H219V99H218ZM218 100H217V101H218ZM238 100H239V99H238ZM117 101H118V100H117ZM162 101H163V99H162ZM162 101H161V102H162ZM178 101H179V100H178ZM190 101H191V100H190ZM190 101H189V102H190ZM202 101H203V99H202ZM209 101H210V100H209ZM209 101H207V103H208ZM214 101H215V100H213V102H214ZM240 101H241V100H240ZM242 101H244V100L242 99ZM92 102H94V101H92ZM92 102H91V103H92ZM107 102H108V101H107ZM131 102H132V101H131ZM170 102H171V97H170ZM170 102H169V103H170ZM181 102H184V100L181 101ZM205 102H206V101H205ZM213 102H212V103H213ZM87 103H88V102H87ZM97 103H98V102H97ZM200 103H202V102H200ZM210 103H211V102H210ZM212 103H211V104H212ZM100 104H103V103H100ZM107 104H108V103H107ZM127 104H128V102H127ZM141 104H142V103H141ZM145 104H146V103H145ZM171 104H172V103H171ZM173 104H174V103H173ZM202 104H203V103H202ZM234 104H235V103H234ZM122 105H123V104H122ZM184 105H185V104H184ZM189 105H190V104H189ZM198 105H199V104H198ZM207 105H208V104H207ZM108 106H110V105H108ZM117 106H118V105H117ZM158 106H159V105H158ZM216 106H217V105H216ZM233 106H234V105H233ZM97 107H98V106H97ZM103 107H104V104H103ZM110 107H111V106H110ZM110 107H109V108H110ZM150 107H151V106H150ZM166 107H167V106H166ZM207 107H209V106H207ZM217 107H218V106H217ZM122 108H123V107H122ZM156 108H158V107H156ZM98 109H99V108H98ZM100 109H101V108H100ZM103 109H104V108H103ZM137 109H138V108H137ZM151 109H152V107H151ZM171 109H172V108H171ZM171 109H170V110H171ZM112 110H113V109H112ZM135 110H136V109H135ZM157 110H158V109H157ZM199 110H200V109H199ZM199 110H198V111H199ZM92 111H93V110H92ZM116 111H117V110H116ZM166 111H167V110H166ZM198 111H197V113H200V112H198ZM219 111H220V110H219ZM100 112H101V111H100ZM105 112H106V111H105ZM108 112H109V110H108ZM111 112H112V111H111ZM118 112H119V111H118ZM123 112H124V111H123ZM134 112H135V111H134ZM178 112H179V111H178ZM150 113H151V112H150ZM193 113H194V112H193ZM193 113H192V114H193ZM127 115H128V114H127ZM154 115H155V113H154ZM195 115H196V114H195ZM202 115H203V114H202ZM119 116H120V114H119ZM128 116H129V115H128ZM158 116H159V115H158ZM167 116H168V115H167ZM176 116H177V115H176ZM96 117H97V116H96ZM96 117H95V118H96ZM106 117H107V116H106ZM109 117H110V116H109ZM115 117H116V116H115ZM120 117H122V116H120ZM124 117H125V116H124ZM93 118H94V116H93ZM95 118H94V119H95ZM97 118H98V117H97ZM122 118H123V117H122ZM129 118H131V117H129ZM138 118H139V117H138ZM144 118H145V117H144ZM144 118H143V119H144ZM200 118H201V117H200ZM103 119H105V118H102V120H103ZM149 119H150V118H149ZM173 119H174V118H173ZM201 119H202V118H201ZM259 119H260V118H259ZM147 120H148V119H147ZM227 120H228V119H227ZM100 121H101V120H100ZM105 121H106V120H105ZM248 121H249V120H248ZM108 122H109V120H108ZM129 122H130V121H129ZM136 122H137V121H136ZM138 122H139V120H138ZM141 122H142V121H141ZM170 122H171V121H170ZM210 122H211V121H210ZM131 123H132V121H131ZM139 123H140V122H139ZM231 123H232V122H231ZM256 123H258V122H256ZM173 124H174V123H173ZM258 124H259V123H258ZM105 125H106V124H105ZM126 125H127V123H126ZM129 125H130V124H129ZM132 125H133V124H132ZM178 125H179V124H178ZM178 125H177V126H178ZM230 125H231V124H230ZM260 125H261V124H260ZM158 126H159V125H158ZM177 126H176V127H177ZM250 126H251V125H250ZM115 127H116V126H115ZM119 127H120V126H119ZM128 127H129V126H128ZM128 127H127V129L130 128V127H129V128H128ZM147 127H148V126H147ZM153 127H154V126H153ZM246 127H247V126H246ZM135 128H136V127H135ZM257 128H258V127H257ZM110 129H111V128H110ZM113 129H114V128H113ZM117 129H118V128H117ZM120 129H121V128H120ZM174 129H175V128H174ZM247 129H248V128H247ZM255 129H256V128H255ZM258 129H259V128H258ZM261 129H262V128H261ZM184 130H185V129H184ZM222 130H223V129H222ZM102 131H103V130H102ZM105 131H106V130H105ZM130 131H131V130H130ZM137 131H138V130H137ZM224 131H225V130H224ZM256 131H258V130L256 129ZM107 132H108V131H107ZM117 132H118V131H117ZM117 132H115V133H117ZM231 132H232V131H231ZM142 133H143V132H142ZM210 133H211V132H210ZM217 133H218V132H217ZM229 133H230V132H229ZM234 133H235V132H234ZM110 134H111V133H110ZM117 134H118V133H117ZM144 134H145V133H144ZM226 134H227V133H226ZM252 134L254 135L253 132H252ZM121 135H122V134H121ZM125 135H126V134H125ZM158 135H159V134H158ZM212 135H213V133H212ZM230 135H231V134H230ZM256 135H257V134H256ZM122 136H123V135H122ZM134 136H136V135H133V137H134ZM156 136H157V134H156ZM180 136H181V135H180ZM221 136H222V135H221ZM221 136H220V137H221ZM232 136H233V134H232ZM234 136H235V135H234ZM259 136H261V134H260ZM133 137H132V138H133ZM236 137H237V135H236ZM119 138H120V137H119ZM154 138H155V137H154ZM251 138H252V137H251ZM255 138H256V137H255ZM125 139H126V138H125ZM247 139H248V138H247ZM118 140H119V139H118ZM129 140H130V139H129ZM223 140H224V139H223ZM132 141H133V140H132ZM220 141H221V140H220ZM254 141H255V140H254ZM98 142H99V141H98ZM205 142H206V141H205ZM224 142H225V141H224ZM239 142H240V141H239ZM122 143H123V142H122ZM198 143H199V142H198ZM200 143H201V142H200ZM203 143H204V141H203ZM207 143H208V142H207ZM231 143H232V142H231ZM201 144H202V143H201ZM201 144H200V145H201ZM253 144H254V143H253ZM115 145H116V144H115ZM121 145H122V144H121ZM245 145H246V144H245ZM251 145H252V144H251ZM119 146H120V145H119ZM222 146H223V145H222ZM117 147H118V146H117ZM200 147H202V146H200ZM241 147H242V146H241ZM210 148H211V147H210ZM223 148H224V147H223ZM223 148H221V150H222ZM186 149H187V148H186ZM193 149H194V148H193ZM193 149H192V150H193ZM203 149H204V147H203ZM203 149H202V150H203ZM212 149H213V148H212ZM226 149H227V148H226ZM114 150H116V149H114ZM205 150H206V149H205ZM127 151H128V150H127ZM207 151H208V150H207ZM214 152H215V151H214ZM223 152H224V151H223ZM215 153H216V152H215ZM218 153H219V152H218ZM220 153H221V152H220ZM190 154H191V153H190ZM196 154H198V153H196ZM235 154H236V153H235ZM205 155H206V154H205ZM195 156H196V155H195ZM197 156H198V155H197ZM217 156H218V155H217ZM183 157H184V156H183ZM185 157H186V156H185ZM215 157H216V156H215ZM215 157H214V158H215ZM222 157H224V156H222ZM226 157H227V155H226ZM159 158H160V157H159ZM199 158H200V157H199ZM209 158H210V157H209ZM217 158H218V157H217ZM200 159H201V158H200ZM203 159H204V158H203ZM203 159H202V160H203ZM207 159H208V158H207ZM222 159H223V158H222ZM181 160H182V159H181ZM193 161H194V160H193ZM198 161H199V160H198ZM200 161H201V160H200ZM210 161H211V160H210ZM219 161H220V160H219ZM223 161H225V160L223 159ZM223 161H222V162H223ZM167 162H168V161H167ZM211 162H212V161H211ZM213 162H214V161H213ZM222 162H221V163H222ZM170 163H171V162H170ZM192 163H193V162H192ZM198 163H199V162H198ZM204 163H205V161H204ZM156 164H157V163H156ZM166 164H167V163H166ZM173 164H174V163H173ZM177 164H178V163H177ZM179 164H180V163H179ZM243 164H244V163H243ZM134 165H135V164H134ZM157 165H158V164H157ZM167 165H168V164H167ZM189 165H190V164H188L187 166H189ZM198 165H199V164H198ZM206 165H208V163H207ZM210 165H211V164H210ZM163 166H164V165H163ZM163 166H162V167H163ZM192 166H193V165H192ZM195 166H196V165H195ZM213 166H214V165H213ZM169 167H170V166H169ZM173 167H174V166H173ZM175 167H177V166H175ZM183 167H184V166H183ZM198 167H199V166H198ZM200 167H202V166H200ZM200 167H199V168H200ZM209 167H210V166H209ZM211 167H212V166H211ZM211 167H210V168H211ZM241 167H242V166H241ZM158 168H159V167H158ZM165 168H166V167H165ZM242 168H243V167H242ZM156 169H157V168H156ZM205 169H206V168H205ZM85 170H86V169H85ZM160 170H161V168H160ZM195 170H196V169H195ZM162 171H163V170H162ZM181 171H182V170H181ZM181 171H180V172H181ZM187 171H190V170H187ZM192 171H193V170H192ZM202 171H204V170H202ZM205 171H206V170H205ZM212 171H213V170H212ZM175 172H176V171H175ZM185 172H186V171H185ZM193 172H194V171H193ZM209 172H211V171H209ZM214 172H215V171H214ZM161 173H162V172H161ZM161 173H160V174H161ZM164 173H165V172H164ZM167 173H168V172H167ZM171 173H172V172H171ZM171 173H170V175H171ZM173 173H174V172H173ZM206 173H207V172H206ZM245 173H246V172H245ZM160 174H159V175H160ZM162 174H163V173H162ZM189 174H190V173H189ZM194 174H195V173H194ZM207 174H208V173H207ZM238 174H239V173H238ZM254 174H255V173H254ZM145 175H146V174H145ZM147 175H148V174H147ZM181 175H182V174H181ZM192 175H193V174H192ZM196 175H197V174H196ZM199 175H200V174H199ZM224 175H225V174H224ZM226 175H227V174H226ZM128 176H129V175H128ZM151 176H152V175H151ZM162 176H163V175H162ZM165 176H166V175H165ZM222 176H223V175H222ZM238 176H239V175H238ZM241 176H242V175H241ZM260 176H261V175H260ZM154 177H155V176H154ZM184 177H185V176H184ZM211 177H212V176H211ZM213 177H214V176H213ZM257 177H258V176H257ZM123 178H124V177H123ZM143 178H144V176L142 175V179H143ZM145 178H146V177H145ZM161 178H162V177H161ZM198 178H199V177H198ZM198 178H197V180H198ZM208 178H209V177H208ZM215 178H216V177H215ZM220 178H221V177H220ZM220 178H219V179H220ZM246 178H247V177H246ZM142 179H141V180H142ZM148 179H149V178H148ZM154 179H155V178H154ZM163 179H164V178H163ZM167 179H168V178H167ZM177 179H178V178H177ZM186 179H187V178H186ZM188 179H189V178H188ZM226 179H228V178H226ZM253 179H255V177H254ZM145 180H146V179H145ZM193 180H194V179H193ZM199 180H200V178H199ZM143 181H144V180H143ZM143 181H142V182H143ZM206 181H207V179H206ZM247 181H248V180H247ZM134 182H135V181H134ZM137 182H138V180H137ZM142 182H141V183H142ZM164 182H165V181H164ZM169 182H170V181H169ZM180 182H181V181H180ZM183 182H184V181H183ZM195 182H196V179H195ZM203 182H204V181H203ZM214 182H215V181H214ZM216 182H218V181H216ZM249 182H250V181H249ZM143 183H144V182H143ZM166 183H167V182H165V184H166ZM209 183H210V182H209ZM135 184H136V183H135ZM157 184H158V183H156V185H157ZM187 184H188V183H187ZM194 184H195V183H194ZM194 184H192V185H194ZM214 184H216V183H214ZM220 184H221V183H220ZM252 184H253V183H252ZM132 185H133V184H132ZM152 185H153V184H152ZM154 185H155V184H154ZM195 185H196V184H195ZM201 185H202V184H201ZM204 185H205V184H204ZM250 185H251V184H250ZM129 186H130V185H129ZM181 186H182V185H181ZM184 186H185V185H184ZM132 187H133V186H132ZM150 187H152V186H150ZM198 187H199V186H198ZM253 187H254V186H253ZM259 187H260V186H259ZM138 188H139V187H138ZM152 188H153V187H152ZM168 188H169V187H168ZM178 188H179V187H178ZM187 188H188V187H186V189H187ZM218 188H219V187H218ZM188 189H189V188H188ZM198 189H199V188H198ZM230 189H231V188H230ZM123 190H124V189H123ZM170 190H171V189H170ZM178 190H179V189H178ZM209 190H210V189H209ZM120 191H121V190H120ZM126 191H127V190H126ZM153 191H155V190H153ZM210 191H211V190H210ZM232 191H233V190H232ZM235 191H236V190H235ZM32 192H33V191H32ZM162 192H164V190H163ZM166 192H167V191H166ZM208 192H209V191H208ZM224 192H225V191H224ZM237 192H238V191H237ZM244 192H245V191H244ZM125 193H126V192H125ZM199 193H202V192H199ZM199 193H198V194H199ZM209 193H210V192H209ZM222 193H223V192H222ZM227 193H228V192H227ZM238 193H239V192H238ZM240 193H241V192H240ZM242 193H243V192H242ZM127 194H128V193H127ZM150 194H151V193H150ZM164 194H165V193H164ZM206 194H207V193H206ZM219 194H220V193H219ZM225 194H226V192H225ZM229 194H230V193H229ZM232 194H233V193H232ZM246 194H248V193H246ZM246 194H245V195H246ZM249 194H250V193H249ZM121 195H122V194H121ZM121 195H120V196H121ZM195 195H196V194H195ZM210 195H211V194H210ZM238 195H239V194H238ZM124 196H125V195H124ZM152 196L154 197L153 194H152ZM160 196H161V195H160ZM160 196H159V197H160ZM175 196H176V195H175ZM200 196H201V195H200ZM211 196H212V195H211ZM211 196H210V198H211ZM217 196H218V195H217ZM233 196H234V195H233ZM153 197H152V198H153ZM162 197H163V195H162ZM176 197H177V196H176ZM179 197H180V196H179ZM195 197H196V196H195ZM197 197H198V196H197ZM205 197H206V196H205ZM205 197H204V198H205ZM208 197H209V196H208ZM239 197H240V196H239ZM243 197H244V196H243ZM250 197H251V196H250ZM122 198H124V197H122ZM126 198H127V197H126ZM140 198H141V197H140ZM172 198H173V195H172ZM172 198H171V199H172ZM186 198H187V197H186ZM193 198H194V197H193ZM218 198H219V196H218ZM221 198H222V197H221ZM251 198H252V197H251ZM255 198H256V197H255ZM169 199H170V197H169ZM181 199H182V198H181ZM191 199H192V198H191ZM195 199H196V198H195ZM197 199H198V198H197ZM214 199H215V198H214ZM214 199H213V200H214ZM224 199H225V198H224ZM161 200H162V199H161ZM174 200H175V199H174ZM174 200H172V201H174ZM176 200H177V199H176ZM217 200H218V199H217ZM244 200H245V199H244ZM258 200H259V199H258ZM262 200H263V199H262ZM48 201H49V200H48ZM147 201H149V200H147ZM178 201H179V200H178ZM180 201H181V200H180ZM187 201H188V200H187ZM196 201L198 202V200H196ZM205 201H207V200H205ZM208 201H209V200H208ZM208 201H207V202H208ZM219 201H220V200H219ZM219 201H218V202H219ZM237 201H238V200H237ZM245 201H246V200H245ZM145 202H146V201H145ZM176 202H177V201H176ZM181 202H182V201H181ZM193 202H194V201H193ZM229 202H231V201H229ZM233 202H234V201H233ZM173 203H174V202H173ZM187 203H188V202H187ZM198 203H199V202H198ZM205 203H206V202H205ZM211 203H212V202H211ZM216 203H217V202H216ZM231 203H232V202H231ZM130 204H131V203H130ZM144 204H145V203H144ZM170 204H171V203H170ZM195 204H197V203H195ZM207 204H208V203H207ZM233 204H234V203H233ZM233 204H232V205H233ZM164 205H165V204H164ZM188 205H189V204H188ZM190 205H191V204H190ZM198 205H201V204H198ZM219 205H220V202H219ZM219 205H218V206H219ZM34 206H35V205H34ZM205 206H206V205H205ZM228 206H229V205H228ZM176 207H177V206H176ZM197 207H198V206H197ZM210 207H211V206H210ZM210 207H209V208H210ZM212 207H213V206H212ZM212 207H211V208H212ZM216 207H217V206H216ZM60 208H61V206H60ZM126 208H127V207H126ZM128 208H129V207H128ZM128 208H127V209H128ZM230 208H231V207H230ZM133 209H134V208H133ZM149 209H150V208H149ZM151 209H152V208H151ZM172 209H173V208H172ZM185 209H186V208H185ZM227 209H228V208H227ZM8 210H9V209H8ZM14 210H15V209H14ZM131 210H132V208H131ZM138 210H139V209H138ZM143 210H144V209H143ZM145 210H146V209H145ZM156 210H157V209H156ZM170 210H171V209H170ZM170 210H169V211H170ZM173 210H174V209H173ZM192 210H195V209H192ZM196 210H197V209H196ZM246 210H247V209H246ZM64 211H65V210H64ZM139 211H140V210H139ZM210 211H211V210H210ZM213 211H214V210H213ZM217 211H218V210H217ZM238 211H239V210H238ZM244 211H245V210H244ZM130 212H131V211H130ZM249 212H250V211H249ZM125 213H126V212H125ZM139 213H140V212H139ZM184 213H185V211H184ZM198 213H199V212H198ZM0 214H1V213H0ZM63 214H64V213H63ZM140 214H141V213H140ZM140 214H139V215H140ZM211 214H212V213H211ZM214 214H215V212H214ZM208 215H209V214H208ZM135 216H137V215H135ZM170 216H171V215H170ZM170 216H169V218H170ZM177 217H178V216H177ZM238 217H239V216H238ZM139 218H140V217H139ZM153 218H154V217H153ZM158 218H159V220H160V217H158ZM173 218H174V217H173ZM173 218H172V221H173ZM187 218H188V217H186V219H185V218H184V219H185V220H188ZM235 218H236V216H235ZM64 219H66V218H64ZM174 219H175V218H174ZM229 219H230V218H229ZM152 220H153V219H152ZM170 220H171V219H170ZM191 220H192V219H191ZM69 221H70V220H69ZM231 221H233V220H231ZM154 222H155V221H154ZM179 222H180V221H179ZM229 222H230V221H229ZM260 222H262V220H261ZM151 223H153V222H151ZM156 223H157V222H156ZM192 223H193V220H192ZM230 224H231V223H230ZM263 224H264V223H263ZM161 225H162V223H161ZM161 225H160V226H161ZM251 225H252V224H251ZM175 226H176V225H175ZM182 226H183V225H182ZM184 226H185V225H184ZM197 226H198V225H197ZM255 226H256V225H255ZM180 227H181V226H180ZM195 227H196V226H195ZM161 228H162V227H161ZM167 228H168V227H167ZM171 228H172V226H171ZM171 228H170V230H172ZM175 228H177V227H175ZM190 228H191V227H190ZM212 228H213V227H212ZM231 228H232V227H231ZM98 229H99V228H98ZM156 229H157V228H156ZM179 229H180V228H179ZM195 229H196V228H195ZM234 229H235V228H234ZM117 230H118V229H117ZM192 230H193V229H192ZM19 231H20V230H19ZM154 231H155V230H154ZM100 232H101V231H100ZM192 232H193V231H192ZM192 232H191V233H192ZM263 232H264V231H263ZM177 233H178V232H177ZM209 233H210V232H209ZM228 233H229V232H228ZM232 233H233V232H232ZM162 234H163V233H162ZM166 234H167V233H166ZM194 234H195V233H194ZM99 236H100V235H99ZM141 236H142V235H141ZM165 236H166V235H165ZM180 236H181V235H180ZM196 236H197V235H196ZM196 236H195V237H196ZM205 236H206V235H205ZM169 237H170V236H169ZM165 238H167V237H165ZM193 238H194V237H193ZM102 239H103V238H102ZM160 239H162V238H160ZM163 239H164V238H163ZM182 239H183V238H182ZM149 240H150V239H149ZM170 240H171V239H170ZM108 241H109V240H108ZM108 241H107V242H108ZM176 241H177V240H176ZM180 241H181V240H180ZM99 242H100V241H99ZM99 242H98V243H99ZM164 242H166V241H164ZM189 242H190V241H189ZM200 242H201V241H200ZM172 243H173V242H172ZM178 243H180V242H178ZM187 243H188V242H187ZM235 243H236V242H235ZM95 244H96V243H95ZM254 244H255V243H254ZM106 245H107V244H106ZM134 245H135V244H134ZM163 245H164V244H163ZM165 245H166V244H165ZM172 245H173V244H172ZM240 245H241V244H240ZM90 246H91V245H90ZM161 247H163V246L161 245ZM192 247H193V246H192ZM209 247L211 248V246H209ZM256 247H257V246H256ZM166 248H167V247H165V249H166ZM194 248H195V247H194ZM203 248H204V247H203ZM57 249H58V248H57ZM113 249H114V248H113ZM131 249H132V248H131ZM154 249H155V248H154ZM242 249H243V248H242ZM254 249H255V248H254ZM162 250H163V249H162ZM166 250H167V249H166ZM249 250H250V249H249ZM145 251H146V250H145ZM163 251H164V250H163ZM167 251H168V250H167ZM213 251H214V250H213ZM256 251H257V250H256ZM82 252H83V251H82ZM148 252H149V251H148ZM209 252H210V250H209ZM243 252H245V251H243ZM261 252H262V251H261ZM46 253H47V252H46ZM73 253H74V252H73ZM145 253H146V252H145ZM173 253H174V252H173ZM214 253H215V251H214ZM69 254H70V253H69ZM163 254H164V252H163ZM169 254H170V253H169ZM195 254H196V253H195ZM255 254H256V253H255ZM113 256H114V254H113ZM113 256H112V257H113ZM165 256H166V255H165ZM171 256H173V255H171ZM176 256H177V255H176ZM197 256H198V255H197ZM202 256H203V255H202ZM104 257H105V256H104ZM108 257H109V256H108ZM158 257H159V256H158ZM204 257H205V256H204ZM148 258H149V257H148ZM174 258H175V257H174ZM178 258H179V256H178ZM202 258H203V257H202ZM100 259H101V257H100ZM109 259H110V258H109ZM162 259H163V258H162ZM170 259H171V258H170ZM175 259H176V258H175ZM194 259H195V258H194ZM27 260H28V259H27ZM37 260H38V259H37ZM125 260H126V259H125ZM177 260H178V259H177ZM245 260H246V259H245ZM24 261H25V260H24ZM43 261H44V260H43ZM53 261H54V260H53ZM82 261H83V260H82ZM196 261H197V260H196ZM25 262H26V261H25ZM46 262H47V261H46ZM129 262H130V261H129ZM171 262H172V261H171ZM5 263H6V262H5ZM43 263H44V262H43ZM73 263H74V262H73ZM127 263H128V262H127ZM244 264H245V263H244Z\"/></svg>",
    "mask_w": 264,
    "mask_h": 264
}]
</instances>
